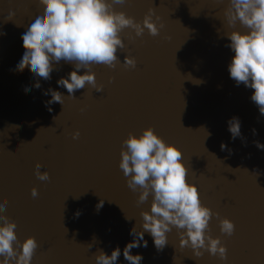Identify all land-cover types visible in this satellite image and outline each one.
Returning <instances> with one entry per match:
<instances>
[{
	"label": "water",
	"instance_id": "95a60500",
	"mask_svg": "<svg viewBox=\"0 0 264 264\" xmlns=\"http://www.w3.org/2000/svg\"><path fill=\"white\" fill-rule=\"evenodd\" d=\"M38 6L41 0H0V32L6 33L0 36V196L7 197L4 214L16 221L18 240L38 241L32 264H96L100 249L110 254L132 239L130 229L140 226L152 197L137 203L140 193L128 187L120 153L129 132L139 135L147 127L182 149L188 180L198 185L202 203L219 213L209 229L226 245L227 259L207 251L196 257L180 246L183 230L176 227L163 251L146 233L147 248L132 253L143 254L142 264H264V150L254 143H264V115L251 101L254 90L229 76L228 0L116 5L141 23L151 9L159 33L146 29L136 36L125 28L116 67L93 65L102 91L86 84L75 96L56 83L72 70L70 63L61 61L50 80L40 78L39 89L28 65L16 71L22 25ZM10 12L16 15L7 20ZM124 56L135 58V68L125 67ZM25 84L33 86L26 90ZM49 87L64 94L62 105L45 106ZM233 116L242 122L243 138H231L227 121ZM222 142L232 151H222ZM37 163L48 180L38 179ZM224 217L235 224L231 236L220 230ZM117 264H129L122 252Z\"/></svg>",
	"mask_w": 264,
	"mask_h": 264
},
{
	"label": "clouds",
	"instance_id": "9594fccd",
	"mask_svg": "<svg viewBox=\"0 0 264 264\" xmlns=\"http://www.w3.org/2000/svg\"><path fill=\"white\" fill-rule=\"evenodd\" d=\"M124 3L126 0H41V6L22 25L25 29L23 52L16 71L28 65L36 77L34 87L39 89L40 78L50 80L51 73L64 61L73 67L56 81L58 87L65 88L70 96H75L86 84L97 92L102 91L103 85L97 84L92 68L94 64L116 67L118 50L125 47L120 33L125 28L134 29L136 36H141L146 29L152 36L159 33L151 9L141 23L124 11L116 10V5ZM223 14L232 29L224 34L229 41L225 46L234 53L228 64L229 76L236 86L243 84L254 90L251 101L264 115V0H228ZM15 15L10 12L7 20H12L10 17ZM238 23L245 30L237 28ZM2 35L6 33L0 32ZM124 65L135 68V58L124 56ZM32 86L24 85L26 90ZM43 94L50 96L44 102L46 107L57 102L62 105L64 94L61 91L49 87ZM48 110L52 111L50 107ZM241 124L238 116L227 121L232 140L243 138ZM252 132L257 134L255 128ZM77 137L78 131L73 138ZM254 143L259 150H264V143L259 140ZM220 147L222 151H232L226 143L222 142ZM120 155L119 167L127 177L128 187L140 193L137 203L143 204L150 195L152 202L150 210L141 211L142 222L139 227L135 224L130 229L132 239L123 249L116 246L110 254L100 249L95 257L96 264H117L121 252L129 264H142L143 254H133L132 249L147 248V233L157 252L163 251L168 244L167 234L173 227L183 230L179 231L180 246L193 249L196 257L207 251L221 260L227 259L226 245L220 237H213L209 229L211 218L219 213L202 203L198 185L188 180V166L182 159L180 147L167 142L153 127H147L139 135L129 132L122 142ZM41 167L40 163L36 164V175L39 180L46 181L50 178L49 173L41 172ZM31 191L33 197L38 195L36 187ZM7 202V197L0 196V264H32L38 241L34 236L22 242L18 240L16 221L4 214ZM103 203L101 200L96 205L97 211ZM125 219L132 220L126 216ZM219 223L222 233L229 236L234 233L235 224L231 219L224 217Z\"/></svg>",
	"mask_w": 264,
	"mask_h": 264
}]
</instances>
